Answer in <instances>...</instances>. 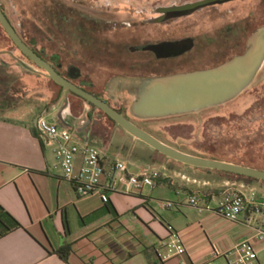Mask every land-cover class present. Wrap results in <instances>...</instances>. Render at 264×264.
I'll list each match as a JSON object with an SVG mask.
<instances>
[{"label": "crops", "instance_id": "1", "mask_svg": "<svg viewBox=\"0 0 264 264\" xmlns=\"http://www.w3.org/2000/svg\"><path fill=\"white\" fill-rule=\"evenodd\" d=\"M37 102L35 114L18 107L0 113V206L20 224L0 237V264H234L236 246L244 238L258 248L256 264H264V239L254 237L255 229L264 226V208L256 214L251 205L232 222L184 202L188 193L207 200L210 194L203 190L224 188L212 195L253 191L256 201L264 204L263 183L210 180L183 163L157 166L144 155L126 161L99 147L106 158L124 161L128 173L159 172L161 179L139 192L122 181L107 203L98 196L80 197L55 166L54 145L42 140L36 120L43 114L61 124L64 115L75 130L74 138L92 143L85 132L90 121L72 122L82 114L71 113L63 91L57 96L50 90ZM162 200L174 205L165 207ZM172 231L180 233L186 250L165 258ZM64 244L70 245L65 259L56 252Z\"/></svg>", "mask_w": 264, "mask_h": 264}, {"label": "rangeland", "instance_id": "2", "mask_svg": "<svg viewBox=\"0 0 264 264\" xmlns=\"http://www.w3.org/2000/svg\"><path fill=\"white\" fill-rule=\"evenodd\" d=\"M197 1L201 0H0V4L17 29L20 30L24 21L30 34L39 40L49 36L43 33L39 21L53 5L69 6L82 17L97 18L107 23L108 34L98 36L99 41L104 40L106 43V47L100 51L92 53L81 50L74 44L73 37L66 35L62 43L61 71L67 73L72 66L80 74L76 81L90 84L93 91L103 96L107 92L120 96L119 99L124 102L114 103L128 112L134 96L129 90L127 92L125 88H119L127 85L124 77L128 74L129 86L133 78L153 71L138 65L136 61L140 54L130 52V46L147 40L195 38V46L188 56L168 62L155 70L158 73L181 72L214 66L241 52L249 34L256 27L264 25V0H235L200 9L189 16L164 22L159 20L163 8ZM127 36L128 66L125 55L116 56L113 51L115 45H125ZM44 44L49 53L57 50L54 43L46 41ZM7 52H11L15 58ZM17 60L24 62L26 67ZM2 63L7 66H0V98L11 96L20 111L31 110V114L37 113V101L42 95L50 90L57 91L48 78L43 77L45 71L21 53L0 25V65ZM120 76H123L122 79ZM63 92L71 113L76 116L82 114V118L79 121L72 120L73 123L82 124V120L86 122V113L91 112L94 120L90 121L85 132L90 133L92 143L104 153L126 161H134L143 155L161 161L153 153V148L109 122L101 112L91 109L90 105L71 96L67 90ZM63 105L64 101L60 106ZM84 106L88 110L86 113ZM45 118L49 119V116L45 115ZM146 126L164 138L188 148L204 142L220 141L219 150L227 157H248L264 161V64L251 85L234 99L199 112L155 120ZM161 164L163 162H155L157 166Z\"/></svg>", "mask_w": 264, "mask_h": 264}, {"label": "water", "instance_id": "3", "mask_svg": "<svg viewBox=\"0 0 264 264\" xmlns=\"http://www.w3.org/2000/svg\"><path fill=\"white\" fill-rule=\"evenodd\" d=\"M217 1L223 0H203L190 5L189 8L172 9L169 15L188 14ZM0 25L22 54L45 71L44 76L53 80L63 90L83 98L87 105L96 106L133 138L185 165L227 171L264 181V169L193 155L159 140L130 120L123 112L116 110L105 100L77 86L60 74L50 62L38 55L22 40L1 7ZM191 44L190 39H185L148 45L146 49L154 51L159 57H165L178 55L188 50ZM7 53L14 57L11 52ZM17 61L26 67L21 60ZM263 64L264 26H259L248 37L246 48L242 53L234 55L219 65L140 80L129 105V113L138 119L164 118L199 112L224 104L251 85ZM87 121H90L88 116Z\"/></svg>", "mask_w": 264, "mask_h": 264}, {"label": "built area", "instance_id": "4", "mask_svg": "<svg viewBox=\"0 0 264 264\" xmlns=\"http://www.w3.org/2000/svg\"><path fill=\"white\" fill-rule=\"evenodd\" d=\"M68 109V106H67ZM81 123H84L82 120ZM36 127L39 135L46 144L54 145L56 164L63 178L71 183L80 197L98 196L104 203L117 190L118 184L123 181L130 191L139 192L143 188H152L155 185L154 174L143 171L138 174L128 173L126 163L120 159H108L100 148L84 140L74 138L72 125L65 116L61 124L50 121L43 114L38 116ZM255 192L241 191L224 192V196L217 198L210 194L209 199H201L196 193H188L184 202L199 212L213 211L223 218L235 222L240 215L253 206V213L260 214L264 204L255 199ZM212 202H214L212 204ZM165 207H172V201H160ZM254 235L259 240L264 239V226L261 224ZM166 257L183 254L185 246L177 231H172L165 242ZM237 258L234 264H256L258 248L250 238L242 239L236 246Z\"/></svg>", "mask_w": 264, "mask_h": 264}, {"label": "trees", "instance_id": "5", "mask_svg": "<svg viewBox=\"0 0 264 264\" xmlns=\"http://www.w3.org/2000/svg\"><path fill=\"white\" fill-rule=\"evenodd\" d=\"M2 10L6 14L5 9L2 8ZM73 11L74 10H72V8H70L69 6H65V7H63L62 5L51 6L49 8V10L46 12V16L43 18L41 17L40 21H39L41 23V26L43 27V29H42L43 33L45 35L46 34L49 35L48 37H42L41 40L35 38L32 34H30V32L27 28V25L24 21H22V23L20 25L21 28L19 30L14 26V24L12 23V21L10 20V18L8 17L7 14H6V16L9 19V21L11 22V24L13 25V27L15 28L16 32L22 38V40L28 46H30L38 55H40L42 58H44L45 60L50 62L60 74L67 77L68 79H70L77 86H79V87L85 89L86 91L96 95L97 97L105 100L103 95L97 93L96 91H93L90 88V84H86L83 82L76 81L77 78L80 76V74L72 66L69 67L67 73H63L61 71V65H62L61 51L64 49L62 43L65 42L64 40H65V38H67L66 35L73 37V39L75 40L74 44L76 45L77 48H79L81 50L85 49V50H88V51L93 53L95 50L100 51L102 48L106 47L105 46L106 43L103 42L104 40L99 41L96 39L95 28H96L97 24H95V21L92 18L82 17V16H80V14H78V13L76 14ZM261 26H264V25H261ZM104 28H106V27H104ZM7 37L9 38L8 35H7ZM9 40L12 42V40L10 38H9ZM46 41H48L51 44L54 43V45H56V47H57L56 48L57 50L52 52V53H49L46 49V45L44 44V42H46ZM98 42H100V43H98ZM39 44H40V47H38ZM130 47H134V46H130ZM244 50H245V47L241 52H239L237 54L242 53ZM233 56L229 57L228 59L232 58ZM228 59H226V60H228ZM226 60L222 61L221 63L225 62ZM221 63H219V64H221ZM219 64H217V65H219ZM0 66H7V64L2 63V65H0ZM214 66H216V65H214ZM210 67H213V66H210ZM193 70H196V69H193ZM178 72L179 71H166V72L160 74V76L178 73ZM72 75H75V76H72ZM48 81L55 88H57L56 92H57V96H59V94L63 91V88L49 78H48ZM69 94L71 96L79 99L80 101L86 103L85 100L83 98H81L80 96H78L72 92H69ZM5 97L0 98V113H4V112L9 111V110L16 107V102L12 101L13 99L11 98V96H7V98H5ZM110 105L113 108H115L116 110L123 112L130 120H132L134 123H136L138 126L143 128L144 130L151 133L153 136H155L159 140H161V141H163V142H165V143H167V144H169V145H171V146H173V147H175L181 151H184V152H187V153H190L193 155H198V156H203V157H208V158L218 159V160H224V161H229V162H233V163H237V164L251 166V167H255V168H259V169H264V161L259 162L257 160L250 159L248 157H244L242 159H237L235 157L230 158L229 156L227 157L225 154H222V152L219 150V146L221 145L220 141L219 142H217V141H215V142H204L199 146H195L194 148H188L187 146L177 144L175 142H172V141L164 138V136L156 133V131H154V130L150 129L148 126H146L149 122H152L155 120L180 117L183 115L170 116V117H164V118L138 119V118L133 117L129 113V111L126 112V110H124V108L116 106L115 104L114 105L110 104ZM90 106H91V109H97L99 112H101V114L109 122H111L112 124H114L115 126L118 127L116 122L113 119H111L107 114H105L103 111H101L100 109H98L94 105H90ZM87 116L90 118V121L94 120L92 118L90 111L87 112ZM89 125H90V122H89L88 126ZM152 151L156 156L161 158V161H160V160L153 159L152 156H147L148 159L152 163L159 161V162H163V163L173 162V163H177V164H182V163L175 161L169 157H166L165 155L159 153L155 149H152ZM182 165L187 166V167L194 169V170L201 171L202 174L204 175V177L209 178L210 180L220 181V180L226 179V178H228V179L234 178L236 180H242V181H245L247 183L259 181V182L264 184L263 180H258V179L252 178V177L234 174V173H230L227 171L207 169V168H199V167L189 166V165H185V164H182ZM150 173L154 174L153 176H154L155 181H159L161 179V174L159 172H150ZM212 174H213V176H211ZM223 189L224 188H213L210 190H203V194H205V195H209V194L217 195ZM19 226H20V224L16 221V219L14 217H12L8 212H6L0 206V237L5 235L9 231L19 227ZM69 250H70V245L64 244L62 246V248H59L56 252L62 258L65 259Z\"/></svg>", "mask_w": 264, "mask_h": 264}, {"label": "flooded vegetation", "instance_id": "6", "mask_svg": "<svg viewBox=\"0 0 264 264\" xmlns=\"http://www.w3.org/2000/svg\"><path fill=\"white\" fill-rule=\"evenodd\" d=\"M201 1H203V0H201ZM201 1H197V2H201ZM232 1H235V0H223V1L213 2V3L209 4V5H206V6L200 7L198 9H196V10H193V11H191L188 14H183V15H180V16H170L169 12L172 9H175V8H182V9L183 8L185 9L187 7L189 8L190 5L195 4L197 2L183 4V5L170 6V7H167V8H163V10L161 11L162 16H161V18H159V20H162L164 22V21H168V20L174 19V18H179V17H183V16H189V15L195 13L196 11H198L200 9H203V8H206V7L215 6V5L225 4V3H228V2H232ZM0 7L3 8L1 4H0ZM92 19L95 21V24H97V26L95 28V34L97 35V37L98 36L100 37L101 35H105V34L107 35L108 32H109L107 23H105V22H103L101 20H98L97 18H92ZM126 25H127V28H128V22H126ZM104 27H106V28H104ZM228 30H230V29H228ZM242 33H244L243 29H242ZM250 34H249V36H250ZM99 37H98V40H100ZM248 37H247V39H248ZM185 39H190L191 40V42H192L191 47L188 50H186V51H184V52H182V53H180L178 55L159 57V56H157L155 54L154 51L146 49V46H148V45H153V44L156 45V44H159V43H162V42L179 41V40H185ZM247 39H246V41H247ZM179 40H171V39L147 40V41H143L142 43H140V44H138L136 46L134 45V47H130L129 50L132 53L134 52V53L140 54L139 55L140 57L137 59L136 62L138 63L139 66L142 67V69H148V70L151 69V70L155 71L159 67L164 66V64H166L168 62L175 61V60H178V59H180L182 57L188 56V54L192 51V49L195 46V38H193V37H181ZM246 41H245V46H244L245 48H246ZM108 46H111V45L108 44ZM113 51H114V55H116V56H122V55L124 56L125 55V62L127 63V66H128V36H127L125 45L124 46H119L117 44V45L114 46ZM206 68H208V67H206ZM200 69H205V68H200ZM127 70H128V68H127ZM153 71H151L150 74H147L145 76L133 78V82L129 86H128V74H127L124 77L127 80V85H125V86L121 85V87H119V88L120 89L125 88L124 90L127 91V92L129 90V92L134 96L135 95L136 85L138 84V82L140 80L151 79V78H154L156 76H160V74H162V73H158L156 71L153 72ZM187 71H190V70H187ZM182 72H184V71H182ZM113 77L114 76H112V78ZM122 77L120 76L121 79H122ZM97 93H99V92H97ZM99 94H101V93H99ZM119 98H120V96H118L116 94H113V93H110V92L109 93L107 92V95L104 96V99L108 103L113 104V105L115 104L114 102H118V103H123L124 102L123 100L121 101Z\"/></svg>", "mask_w": 264, "mask_h": 264}]
</instances>
